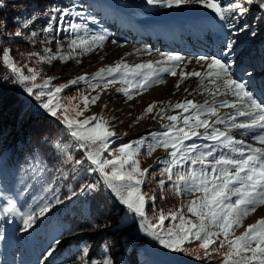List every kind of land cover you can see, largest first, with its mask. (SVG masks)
<instances>
[{"label": "snow or ice", "instance_id": "6c2138e0", "mask_svg": "<svg viewBox=\"0 0 264 264\" xmlns=\"http://www.w3.org/2000/svg\"><path fill=\"white\" fill-rule=\"evenodd\" d=\"M4 4L5 0H0V7ZM146 4L165 9L202 7L210 10L219 22L217 27L221 34L226 32L237 35L249 30L247 23L238 24L249 11L246 5H256L264 11V0H232L227 3L222 0H146ZM84 15L74 6L52 4L39 15L33 14L22 22L18 21L17 29L7 35H27L33 41L42 37L45 43H57L56 51L46 47L43 54L31 52L28 57L30 64L51 65L54 61L67 63L70 60L79 64L84 55L102 51L110 39L107 32H92L86 22H80L79 18ZM89 18L95 22L94 17ZM38 20L43 21L42 27L34 28ZM5 30L6 22L0 20V34ZM58 33H68L71 37L67 48L60 43ZM235 43L232 39H223L220 57H196L195 63L202 70L185 71L192 60L161 53L155 61L148 60L135 65L121 59L91 75L84 73L58 86L53 83V78H44L42 70L28 65L21 66L11 54L12 49H0V66L11 72L13 82L22 85L26 93L39 102L40 107L52 117L62 120L68 134L76 142L75 146L85 156L84 161L77 160L76 163L83 164L86 161L89 165L87 170L99 174L104 187L130 213L140 218V230L163 249L188 255L196 253L197 259L211 258L216 253L221 256L222 264H264V218L249 224L239 236L235 235V228L242 225L244 218L264 205V103L255 95L256 91L264 95V79L258 80L253 71L248 69L244 73L247 80L235 76V60L226 59L234 55ZM111 44L122 46L115 39L111 40ZM144 53L152 54L148 49L135 50L137 55ZM165 74L178 77L175 85L177 90L185 80L199 78L201 90L211 99L203 103L192 99L177 102L172 107L182 109L186 115H167L170 123L165 125V131L151 134L153 142L140 139L124 144L112 156H106V153L111 151L110 142L118 134L109 119L103 114H94L84 120L69 117L70 112H74L75 116L82 115V112L76 111L79 103L73 101L82 100L87 109L100 99V94L91 99L81 94L63 104L62 97L56 98L65 88L82 82L88 88L100 89L101 92L119 84L116 91L132 100L135 95L155 85L164 84ZM184 91L192 95L187 88ZM217 96L223 99L217 100ZM154 108L155 104H149L145 113H153ZM225 108L230 111L221 115L220 109ZM157 115L163 118L166 109L160 108ZM217 125L224 127L222 129ZM201 128L204 129L203 133L198 131ZM255 129L260 130L258 134L251 135V140L256 143H248L233 135L234 131L241 130L244 136H248ZM201 137L213 143H186ZM68 147L64 145L62 150L67 151ZM157 148H163L168 154V159L162 162L164 167L158 173L166 178L158 182L161 194L166 180L172 182L171 191L175 195L201 194L187 204V213L194 216L195 220L186 217L183 209L169 212L156 210V195L144 190V186L155 179L156 173L141 167V151L143 149L144 155L151 156ZM224 149H227V154L223 152ZM96 189V183L87 185L88 191ZM84 190L81 188V192ZM61 202L59 199L55 201L57 204ZM149 204L153 206L151 214L147 210ZM53 207L52 203H44L38 211H22L16 199L8 198L0 208V219L5 216L21 218L20 231L27 233ZM166 220L170 226L165 224ZM2 240L4 236L0 234ZM196 242H199L197 248L202 252L197 253L196 248L186 247ZM59 243V239L54 240L45 255L52 256L56 250L53 245L58 246ZM220 249L225 251L221 253ZM88 256L89 250L85 248L79 257L82 264H115L111 256L102 260H89Z\"/></svg>", "mask_w": 264, "mask_h": 264}, {"label": "rangeland", "instance_id": "374dc122", "mask_svg": "<svg viewBox=\"0 0 264 264\" xmlns=\"http://www.w3.org/2000/svg\"><path fill=\"white\" fill-rule=\"evenodd\" d=\"M54 1L55 5L61 7L74 6L77 9L88 8L92 11L97 10V14L99 15L108 14L110 29H113L112 31L114 32V36L109 37L110 39L106 42L102 51L97 50L91 54L84 55L80 58L81 62L79 64L76 61H68L67 63L54 61L50 67L45 68L42 64L36 65L34 62L30 64L28 57L31 53H25V62L21 66L28 65L42 70L41 75L44 78H53V83L57 86L67 84L71 79L84 73L91 75L100 68L114 65L126 56V54L128 55L130 53L127 51L122 56H119L118 54L116 55L115 51H108L112 46H116L111 44L112 39L117 40L122 46L136 44L143 40L148 44V49H153V46H159L158 39L154 42L150 37L146 39V35L160 36L162 28L170 30L172 28L187 29L197 27L200 29L205 28V32L211 28L219 30L217 27L219 22L215 20L212 13L206 12L205 9L199 6L165 9L147 5L146 0ZM222 2L227 3L232 2V0H222ZM246 7L249 11L238 24L247 23L249 30L238 35L225 32L221 37H223L222 39H232L236 42L234 55L226 57L228 60H235V76L239 79L247 80L248 77L244 73L245 69H248L253 71L256 78L260 80L264 79V11H261L256 5H246ZM25 11L28 17L33 14L39 15L32 8H25L19 12L13 22L18 24V21L25 19L24 17L26 15L22 16ZM79 21L82 23L85 22L84 17L79 18ZM42 24L43 21L38 20L33 27L39 28L42 27ZM24 31L27 32L28 30ZM62 34L69 36L68 33H58L57 36H61ZM135 34H144L145 36L134 37ZM24 38L42 47L41 54H43L44 48H50L51 46V43H45L42 37L36 38L35 41L29 39L27 35ZM93 55H97L98 62L93 65L88 64L87 62L94 57ZM129 64L133 65L131 63ZM9 73L11 74L10 71ZM177 80L162 91L154 92L147 96L144 93L137 94L124 105H119L116 102L117 99L116 101L114 100L116 98L115 96L122 94L116 91V88L120 87L119 84L110 86L107 90L101 92L100 89H90L81 82L65 88L63 92L57 94L56 98L60 99L62 97L61 103L63 104L70 98L80 97L81 94L88 96L90 99L100 94V99L95 104H90L87 109L84 108L82 100L73 101V103H79V108L76 111L82 112V115L75 116L74 112H70L69 117L84 120L94 114H103L105 118L109 119L111 126L114 127L118 134L110 142L111 151L106 153V156H112L124 144L132 143L140 139H146L148 143L153 142L151 134L165 131V125L170 123L167 115H186L182 109L172 107L177 102L190 99L188 92L184 91L187 88L186 82L188 79L180 85L179 90L175 87ZM191 82L193 87L199 84V78L194 77ZM18 86L23 96L29 99L32 109L50 115L45 109L40 107L39 102L34 97L26 93L22 85ZM189 90L190 88H188ZM255 95L261 103H264V95L259 91H256ZM199 96L202 99L196 100L198 103H203L206 99H211L203 91ZM220 99L223 98L217 96V100ZM149 104H155L154 111L151 114L145 113V109ZM162 107L166 109V115L163 118L157 115ZM226 110V108L220 109V114L222 115ZM54 118L59 120L64 128V134H62L63 139L60 138L61 140L59 139L56 143V147L57 145L61 146L57 147V149L61 157L59 168H61L62 172L60 175L58 174L60 178L57 180L55 179L56 176L53 175L51 177V173L44 162L38 158L35 161H28V166L13 168L7 163L4 151L5 144H0V208L6 204L8 198L16 199L22 211H38V208L43 206L44 203H52L54 205L51 211L40 217L36 225H34V228L27 233L20 231L22 228L21 218L5 216L3 219H0V234L4 236V240L0 241V264H82L79 257L85 248L89 250V260H102L106 256H111L115 264H135L134 259L140 264H199L201 259L196 258V253L188 255L186 253H174L165 250L158 242L140 230V218L130 213L126 206L122 205L104 187L99 174L88 171L89 165L86 161L83 164L76 163L77 160L84 161L85 156L75 146L76 142L68 134L62 120L58 117ZM212 119L215 118L213 117ZM217 127L223 129L224 126L220 125ZM198 131L203 133L204 129L201 128ZM245 137L248 143H256L251 140V136ZM193 142L198 145L213 143L202 137L194 141H187L186 143ZM64 145L69 146L67 151L62 150ZM256 146L258 145L256 144ZM223 152L227 154V149H224ZM217 154L219 155L220 153L218 152ZM166 159H168V154L163 148H157L151 156L144 155L143 149L141 151V167L149 168L152 173H156L155 177H159L160 179H166L158 174L164 167L162 162ZM157 161H160V163ZM86 176L90 177V180L86 181ZM78 180L81 183V187L85 190L83 192L79 191L77 194L75 182ZM159 180H152L154 185L152 186L153 183L146 184L144 190L153 192L159 200H170L172 205L168 207L169 210L167 212L183 209L186 217L195 220L196 218L194 216L187 213V204L190 200L195 199L201 194L185 193L179 196L175 195L171 191L172 182L166 180L162 195L158 186ZM92 183L97 184V189L101 187L103 192L108 196L112 208V223L95 227L92 230H78L77 225L74 222H70L66 215L69 214L71 217H74L75 212L69 211L72 210L71 206L75 202L78 203L80 199L84 203L86 202L87 194L93 192L87 190V185ZM64 187L66 188L65 192L63 190ZM57 199L62 202L55 203ZM261 218H264V205L258 207L255 212L249 213L244 218L242 225L235 228V235L239 236L247 229L249 224L255 223ZM165 224L170 226L167 220ZM103 236H110V238L108 244L99 249L98 247H100ZM118 238H121L123 241V252H119ZM56 239H59L60 243L58 246L53 245L56 249L55 252L50 257L46 256V250ZM198 243L196 242L190 246L186 245V247L196 248L197 253L202 252V250L197 248ZM224 251L225 249H220L221 253ZM216 257H219L217 264H222L221 256L216 253H213L211 258H206V261L211 263L212 259Z\"/></svg>", "mask_w": 264, "mask_h": 264}, {"label": "trees", "instance_id": "16d2710c", "mask_svg": "<svg viewBox=\"0 0 264 264\" xmlns=\"http://www.w3.org/2000/svg\"><path fill=\"white\" fill-rule=\"evenodd\" d=\"M54 2V0H5L4 6L0 7V20L6 22V30L0 34V49H12L11 54L20 65L25 62V53L41 52L42 47L39 45L27 41L24 37L9 36L7 33L17 29L18 24L13 21L22 9L32 8L40 14L49 5L55 4ZM62 134H64V128L60 121L32 109L29 99L23 96L18 84L13 82L12 74L0 66V144H5L7 163L13 168H21L28 166V161H35L38 158L44 162L51 177L54 175L56 180L59 179L58 174L62 173L59 168L61 157L56 143L60 138L63 139ZM159 179V177H155L153 181ZM85 180H90V177L86 176ZM75 185L78 194L83 187L79 180L75 182ZM63 190L65 192L66 188L64 187ZM171 205L170 200L156 199L154 207L156 210L164 209L167 212ZM71 207L72 210L69 211L75 212L74 217L67 213L66 216L70 222L77 225L78 230H92L95 227L112 223L111 204L101 187L91 194H87L85 203L80 199ZM147 210L151 214L153 206L149 204ZM109 238L110 236H103L98 248L101 249L107 245ZM117 243L119 252H123L122 239L118 238ZM135 260V264H140ZM206 260V258L201 259L199 264H217L219 257L213 258L211 263Z\"/></svg>", "mask_w": 264, "mask_h": 264}, {"label": "bare ground", "instance_id": "6f19581e", "mask_svg": "<svg viewBox=\"0 0 264 264\" xmlns=\"http://www.w3.org/2000/svg\"><path fill=\"white\" fill-rule=\"evenodd\" d=\"M78 10L85 13V15L83 17L85 19V22L88 24L90 31H92V32H107L109 37L114 36V32L112 31L113 29L112 30L110 29V24H109L110 21L108 20L109 19L108 14L99 15V14H97L98 13L97 10L92 11L91 9H88V8H78ZM206 12H210V10H206ZM23 15H26V17H24V18L28 17V14L26 13V11L23 12L22 16ZM89 17H94L95 22L92 19H90ZM22 21H23V19H22ZM22 21L20 20V22H22ZM204 29L203 28L200 29V28L195 27V28H187V29L186 28H184V29L172 28V29L168 30L166 28H162V30L160 31V36L146 35V39L150 37L154 42L156 41V39H158L159 46H156V47L153 46V49H148L147 48L148 44L142 40L136 44L133 43L132 45H126V46H121V47L120 46H114V47L112 46V48L108 51H111V50L115 51L116 55L118 54L119 56L120 55L122 56V54L124 52L129 51L130 53H132V55L126 54V56H124L122 59L126 60L128 63H131L133 65H135L137 63H145L148 60L155 61V60L160 58L161 53L169 54V55H180L182 57H185L187 60L193 61L191 64L187 65V67L185 68V71L202 70L200 68V66L195 63V58L198 56H201V55H205V56L215 55L217 57H220L221 56V50L220 49L222 47V42H223V39H222L223 37H221L222 34L220 33L219 30H215V29L211 28L210 30L208 29L205 32ZM143 36H145V35L144 34H135L134 37H143ZM58 37H59L60 43H62L64 45V47L67 48L68 40L71 37L67 36L65 34L64 35L62 34L61 36H58ZM50 48H52L53 51H56L57 43L55 41H53L51 43ZM136 49H141V50L148 49L151 51L152 54L151 55H148V54L137 55V54H135ZM109 57H111V56L109 55ZM58 62H60V61H58ZM70 62H75V60H70ZM96 62H98L97 55L92 57L90 59V61H88L87 63L93 65ZM42 66L45 68H48L51 65L42 64ZM234 68L235 67H233V72L235 73ZM177 71L179 73V69H177ZM193 78L194 77L188 79V81L186 82V86H187V89L190 88L189 92L192 93V95H188V96H190V99L196 101V100L202 99L199 96L200 93L202 92V90L200 88V84H197V85L192 87L191 81ZM177 79H178L177 77H173L171 75L165 74V81L166 82L164 84L155 85L152 88H149L146 91H143L142 93L146 94V96H147V95H150L154 92L162 91L167 86H169L171 83L175 82ZM115 97L116 98L114 100L116 101V99H117L116 102L119 105H124L130 101L125 96H123L122 94L115 96ZM229 111L230 110L227 109L225 112H229ZM225 112H223L222 115H224ZM241 119H243V118H241ZM217 126H220V125H217ZM259 131H260L259 129L252 130V132L249 133L248 137L251 136L253 133L258 134ZM233 135L237 139H245L246 140V137L243 135L241 130L234 131ZM249 141H251V140H249ZM6 256H8V255H6Z\"/></svg>", "mask_w": 264, "mask_h": 264}]
</instances>
